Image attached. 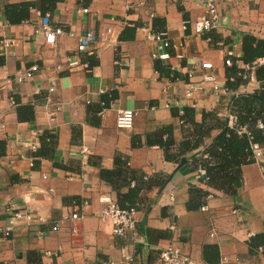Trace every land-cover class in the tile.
I'll return each mask as SVG.
<instances>
[{
	"label": "crops",
	"instance_id": "obj_1",
	"mask_svg": "<svg viewBox=\"0 0 264 264\" xmlns=\"http://www.w3.org/2000/svg\"><path fill=\"white\" fill-rule=\"evenodd\" d=\"M210 1L217 27L196 36L193 25L206 16ZM24 4L26 19L9 24L6 8ZM41 7H54L51 25L62 31L51 44L39 32ZM86 30L97 38L92 54L79 58L89 67L69 69L67 61ZM151 32L166 33L179 48L159 49L147 38ZM244 34L264 40V0H0V39L12 43L0 56V226L9 204L36 216L9 237L0 235V264H158V251L169 245L191 264H264V172L253 162L234 169L240 186L229 194L207 185L188 160L220 133L228 107L249 129L264 126L260 103L244 99L261 91L256 70L264 66L238 61ZM229 50L238 59L226 66ZM163 52L171 57L160 63L176 78L155 69V56ZM118 54L129 62L121 71L114 65ZM202 60L212 63L217 94L201 83ZM33 65L39 71L32 80L18 83V73ZM191 86L202 87L194 91L196 107L184 98ZM57 107L50 118L47 113ZM186 107L193 113L182 120ZM124 109L136 113L130 130L115 125L117 111ZM167 127L173 132L167 152L172 156L184 140L203 136L180 163L166 161L164 150L149 143L166 139ZM121 168L136 179L130 187L147 177L139 192L136 242L113 237L98 217L105 206L101 198L117 201L118 192L128 191L123 174L112 177L115 186L123 182L116 191L100 171ZM207 193L211 198L205 201ZM74 202L80 205L79 220L70 219ZM57 222L58 231H52ZM46 251L56 255L46 257Z\"/></svg>",
	"mask_w": 264,
	"mask_h": 264
},
{
	"label": "built area",
	"instance_id": "obj_2",
	"mask_svg": "<svg viewBox=\"0 0 264 264\" xmlns=\"http://www.w3.org/2000/svg\"><path fill=\"white\" fill-rule=\"evenodd\" d=\"M87 12V10H83ZM50 14L40 15V25H39V32L43 35L44 40L46 43L51 44L53 43L56 35H61L62 31L59 28H53L50 21ZM217 11L214 4L210 1L206 4V16L202 17L193 25V33L196 36H200L205 32H208L217 27ZM147 38L150 41L158 42L159 49H178L179 45L176 43H172L167 37L166 33H155L151 32L148 34ZM96 35L92 30H86L83 32L77 41V46L75 49V55L70 57L67 61V65L69 69L74 67H85L86 69L89 67V64L81 63L79 58L82 54H92L93 45L96 43ZM12 43L9 39H0V56L3 54L4 49H8ZM170 55L168 53H162L155 56L156 59L161 61H167L170 59ZM176 58L181 59L183 56L181 54H176ZM234 59H238V55L233 50H229L226 52L224 64L226 66H231ZM258 64H264V56L256 61ZM114 65L116 68L121 71L128 67L129 62L126 57L118 54L116 59L114 60ZM199 69L205 71L202 74L201 83L203 85H209L212 89L214 94H217L220 91L218 79L213 74V66L212 63L208 61H200L198 65ZM39 71V67L37 65H33L27 70L21 71L16 76L15 80L18 83H23L26 81L32 80L34 74ZM246 78L245 76H243ZM195 86V85H193ZM189 87L184 92V98L187 100L193 99L192 106H197V99H194V91L201 90L202 87ZM197 88V89H196ZM49 92L53 91V89H49ZM12 104L15 101H11ZM104 107V103L101 104ZM59 107L55 110L50 111L47 115L51 118L55 111H57ZM227 113L224 115V120L226 121V127L229 130H232L236 135L242 136L246 135L249 141V150L251 151L250 160L257 164L260 167V170L264 172V152L262 146L257 142L253 141L251 136V132L246 125H241L238 121V117L233 114L230 110V107L227 108ZM104 115V110L100 112V116ZM136 113L133 110H119L116 113L115 125L117 129L123 130H130L133 126L134 118ZM257 128L263 129L264 126L262 123L257 124ZM35 150V146L31 147ZM84 153H87V149H83ZM206 157V156H204ZM196 173L201 176L204 181L207 183L208 176L206 171L202 167H197L195 169ZM143 180H147V177H143ZM211 195L207 194L204 199L205 201L210 199ZM101 201L105 204L104 208L99 213L98 217L102 222L108 223L110 227V233L113 237H118L122 239H126L130 242H136L138 240V233H137V215L138 209L136 207H127L122 208L119 206L117 201L113 200L112 198L106 196L101 198ZM88 204L87 201L82 203L83 206ZM73 211L70 214L71 220H79L82 216L79 212L80 205L74 202ZM201 211H206V205L200 207ZM5 222L3 225L0 226V235L4 238L9 237L14 229L20 224H30L36 221V216L26 209H21L13 204H9L5 207ZM40 220V218H38ZM61 222H57L53 225L52 231H58ZM46 257L55 256V253L46 251L44 253ZM157 263L158 264H191L189 257L185 256L180 249L174 246H166L160 249L157 253Z\"/></svg>",
	"mask_w": 264,
	"mask_h": 264
},
{
	"label": "trees",
	"instance_id": "obj_3",
	"mask_svg": "<svg viewBox=\"0 0 264 264\" xmlns=\"http://www.w3.org/2000/svg\"><path fill=\"white\" fill-rule=\"evenodd\" d=\"M28 9L29 7L26 4L21 5L20 7L18 6L8 7L5 10L6 20L11 25L19 24L26 19ZM39 10L41 12V15L47 13L50 14L54 10V7H41ZM126 31L127 32L130 31L131 33L132 30L126 29ZM126 38L127 37H125V33L122 32L120 36V40L124 41ZM263 56H264V40L257 39L252 37L251 35L244 34L242 36V55L241 57H239L238 61L242 62L245 65L251 66L254 64V62H256L258 59H260ZM160 62H161L160 60H156L154 63V67L162 76L169 77L170 74H172V78L177 77V74H175L174 72L171 73L169 68L163 66ZM2 63H3V58L0 57V65H2ZM234 73L237 72L235 71ZM259 73H262V76H260ZM256 75L258 79L263 81V85L261 86V91L249 97H244V99L253 102L257 101L258 103H260V105L264 110V66H260L257 68ZM227 87L229 89L231 88V82L227 84ZM248 98H251V100ZM103 103H104V108L108 106V103L106 101H103ZM232 109L233 108L230 107L231 112L238 117V121L240 123L239 114L234 112ZM182 111H183V115L180 117L182 120L183 118H185V115L193 113V110L188 107L183 108ZM256 121H257L256 119H251L252 123ZM261 121L264 123V118ZM190 123H192L193 126L195 127H200V129L202 127L201 126L202 124L200 125L196 124L194 123V121H190ZM221 127L222 128L220 130V133L216 137H214V139L208 145H205V147L199 149L200 150L199 152L192 154L188 158V160H190V164L192 165L193 170H195L199 166L206 171V174L209 179L207 181V185L212 186L214 188H220L221 190H224L229 194H235L236 189L240 186V182L238 181V178L233 175L234 172L231 171L235 169L237 172L238 168L241 165L252 163V161L249 159L251 155V151L249 150V141L246 135L238 136L232 130H229L226 127L225 120H223V125ZM249 130L251 132L253 141L260 144L259 141L261 140L260 139L261 130L257 128V125H256V129H249ZM162 132L163 134H166V139H163L160 136L159 139L152 142L149 141V143L151 145L157 144L164 150L166 161H175L177 163H180L181 158L186 156V152H193L194 150H196L200 146L201 138L203 137L201 136V134H198L193 139L194 141L184 140L179 144L178 154L172 156L167 152L174 144V140L172 138L173 132L169 127L163 129ZM120 170L121 171H117V172L101 170L100 177L103 180L110 182L114 186L116 191H118L119 188L123 186V182H124V186L127 187L128 191L125 194H121L118 192L117 201L119 206L122 208L136 207L139 211L138 205L140 206V201H141L139 197V192L142 189V185L143 184L145 185L146 182H144L143 180L141 181V183L143 184H140V186H138L139 185L138 183H135L133 187H130L131 182L136 179L128 176L129 171L122 168ZM120 173L123 174L124 181L122 182V185L115 186L112 177L120 178ZM129 175H131V173ZM167 180L168 179L164 180L163 182L166 183ZM207 194H205V196ZM260 237L264 240V234L260 235ZM207 262L208 261H206V263Z\"/></svg>",
	"mask_w": 264,
	"mask_h": 264
},
{
	"label": "water",
	"instance_id": "obj_4",
	"mask_svg": "<svg viewBox=\"0 0 264 264\" xmlns=\"http://www.w3.org/2000/svg\"><path fill=\"white\" fill-rule=\"evenodd\" d=\"M185 162H186V159H182L181 166H182L183 164H185Z\"/></svg>",
	"mask_w": 264,
	"mask_h": 264
}]
</instances>
